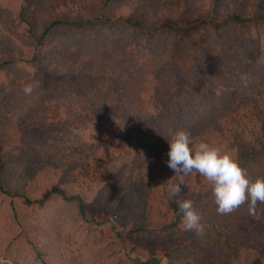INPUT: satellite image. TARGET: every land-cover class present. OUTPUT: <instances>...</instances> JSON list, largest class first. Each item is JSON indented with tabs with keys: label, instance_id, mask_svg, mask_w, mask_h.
Returning <instances> with one entry per match:
<instances>
[{
	"label": "trees",
	"instance_id": "obj_1",
	"mask_svg": "<svg viewBox=\"0 0 264 264\" xmlns=\"http://www.w3.org/2000/svg\"><path fill=\"white\" fill-rule=\"evenodd\" d=\"M40 1L17 0L14 6L15 20L35 43L4 59L8 71L25 82L13 89L3 86L0 123H10L12 116L26 134L47 123L45 113H68L70 118L60 128L66 138L57 130L60 124L48 135L32 131L39 139L16 157L0 131V264H70L76 256L86 264L82 252L73 254L80 250L75 236L100 244L98 264H132L120 255L122 232L117 228L108 238L105 229L93 226L89 205H100L115 225L124 227L123 234L162 239L170 264L209 261L187 249L183 238L190 234L197 250L211 247L224 264H264V211L257 220L260 227L244 229L251 217L248 203L233 215L218 214L210 185L196 173L184 178L178 197L170 198L169 186L178 177L167 165V139L185 130L193 146L203 141L228 150L249 178L264 177V0H208L198 14L188 11L200 7V1L183 0L185 10L156 15L152 11L159 10L162 0H102L95 13L52 19L36 36L29 16ZM144 4L141 11L134 9ZM65 35L70 37L65 40ZM74 43L88 51L90 61L57 69L62 46L79 57ZM18 61L37 68L34 78ZM26 83L34 84L31 96L22 91ZM35 106L40 109L33 110ZM17 107L27 113L17 114ZM102 144L105 154L98 148ZM113 145L125 161L119 173L133 172L136 183L120 181L115 188L98 177L116 166L109 154ZM70 148L72 157L63 161ZM103 155L108 156L105 163ZM11 161L16 164L8 167ZM36 166L52 170L44 187L32 191L25 173ZM4 167L14 169L20 181L9 185ZM84 173L93 177L90 188L82 186ZM128 186L142 191L138 218L129 216L130 207L118 210L120 204L109 201L115 189L123 201ZM177 199H190L198 214L203 209L210 215L207 222L201 219L203 235L182 229ZM154 206L156 212L145 219V209ZM141 217L148 222L141 223Z\"/></svg>",
	"mask_w": 264,
	"mask_h": 264
},
{
	"label": "rangeland",
	"instance_id": "obj_2",
	"mask_svg": "<svg viewBox=\"0 0 264 264\" xmlns=\"http://www.w3.org/2000/svg\"><path fill=\"white\" fill-rule=\"evenodd\" d=\"M17 0H0V50H3V53L0 54V91H3V86H5L7 89H13L15 86H22L25 82V79L18 78L13 74V72L8 71V67L4 65V59L9 60L10 53H15V51H18L17 48L23 49L24 51H29L34 43L35 40L32 37L27 36V32L22 27L21 23L19 24L15 19V13L14 6L16 4ZM102 0H41L42 4L37 7L33 8L30 12L29 20L31 22V26L34 30L33 34L35 33L36 36L40 35L41 28L49 22L52 19L55 18H74L77 15H82L88 13H95L97 7L101 3ZM200 1V7L193 8L190 11H188L189 14L194 13L198 14L200 12H203L207 9L208 6V0H196ZM255 0H250L251 3H253ZM159 6V10L152 11L153 15H156V13H164L165 11H169L170 13H179L183 10L185 3L183 0H162ZM147 4L141 5L137 9L138 11H141L143 7H145ZM148 9V8H147ZM148 11V10H147ZM146 11V12H147ZM85 14V15H86ZM94 36L97 37L96 34ZM70 35H65V40L69 38ZM62 38H64V35L62 33ZM62 45V44H61ZM16 48V49H14ZM79 54V57H75L73 54H70L68 52V46L65 45L59 48L60 55L57 56L55 61H58L56 64L57 69H61L65 63H76L77 61H90L89 56L86 58V54H88V51L84 50L83 48L78 47V45L75 46L73 49ZM21 53H25L20 50ZM107 54V53H106ZM18 57H22L26 54H17ZM108 55V54H107ZM17 65L23 69L26 73L29 74L32 78H34V74L37 73V68L31 63V62H25V61H18ZM30 78V77H29ZM18 111L17 114L22 115L26 114V109L17 107ZM40 107L35 106L33 110H38ZM44 120L47 122L41 126H36L38 130L30 129L29 131L24 134L23 130H20L17 126V124L13 123L14 119L12 116H10V123H7L5 125L0 123V131L2 132L4 138L11 144V156H21L23 151H27L32 148L33 143L37 141L39 138L34 137L32 135V131L35 132L37 135H41V133L48 135L51 133V130L56 128L59 124V128L57 129L61 135L62 131L60 130L62 124L66 120V118H70V114L68 113H61L57 114L54 111L48 112L43 115ZM65 137V135H62ZM66 138V137H65ZM74 139L72 138V141ZM71 141V142H72ZM71 144V143H70ZM101 152H104L105 154V148L102 145H99ZM73 154V148L70 150L65 151V156L63 157V161H69ZM109 154L111 155L112 159V165H116L114 169H112L110 172H108L107 168L100 172L98 177L101 178L103 185L107 184L108 182H112V186L115 187V184L117 182L120 183L124 181H132L136 183L138 180L134 179L133 172H129L127 174H124V177L121 176L123 173L118 171V167L121 164H124L125 161L121 160V149L117 147V145H113L109 149ZM104 156V158H103ZM102 160L103 163H105L108 160L107 155H103ZM69 157V158H68ZM114 157L116 159H114ZM94 164H97L98 162L92 161ZM16 164L15 161L8 162V167ZM17 164L22 165L25 164L24 161H20ZM6 171L5 177L6 181L9 185H14L17 183V181H20V176L18 173L13 171L14 169L7 170L5 167L3 168ZM26 169V168H25ZM52 169L43 170L40 168V166H36L28 171V173H25V176L28 179V187L33 190H38L39 188L44 187L47 178L49 177L50 171ZM84 173V176H81L83 185L86 187H91L93 184V177H87ZM140 177V176H139ZM138 177V178H139ZM186 178V176L184 177ZM163 181V180H162ZM161 181V183H162ZM81 186V187H82ZM109 186V185H108ZM107 186V187H108ZM157 186V192L158 194L161 193L160 183L156 182ZM116 188V187H115ZM140 189H142V186H139ZM134 191V189L131 186L126 187L125 193L128 197H124L123 201L122 195L117 192V190H113L109 194V201L113 202L114 204H120V208L118 210L126 209V207H130L129 210H132V212H129V216L132 218H138L139 213L138 210H143V204L140 202V197L142 195V191L139 190ZM152 209V210H151ZM151 209L146 208L145 209V219H150V212L151 214H154L156 212V206L151 207ZM258 214L264 211V207L257 209ZM88 214L89 218L91 219V223L95 227H102L105 229V234L108 236V238L113 237V235L117 234V228L122 232V236H119V239L117 240L119 247H121V257L123 260L127 261L129 260L132 264H170V259L167 255L166 248L164 244L162 243V239L160 238H146L138 234H123L124 227L120 224L117 226L115 225L116 220H114V217L105 215V211H103V208L100 205H89L88 207ZM235 214V213H234ZM199 215L201 216V219H205L207 222L210 219V215H207L203 209L199 210ZM233 215V214H230ZM144 218H139V221L141 223H147L148 221ZM234 219V218H233ZM114 220V221H113ZM101 222L100 225L97 224ZM245 228H252V230H256L258 227H260V224H258V221L250 217V219L245 222ZM115 227V228H114ZM114 233V234H113ZM113 234V235H112ZM72 240L80 247L78 251L74 252L73 254L77 255L82 252L83 256H85V263L86 264H98L96 261V252L100 247L99 245L94 244V239L85 240L83 237L75 236L72 238ZM184 244L187 247V249L190 251V253L194 256L197 255L198 258L202 259L205 258L209 260L208 262H205L206 264H224V261L217 257L216 253L212 250L211 247H208L204 244L206 247L205 250H197L195 247L198 244L197 239L193 236V234L187 235L183 238ZM77 258H72L70 264H75V261H79V256H76ZM210 257H213L212 259ZM213 261V262H212ZM80 262V261H79ZM80 264H83L80 262Z\"/></svg>",
	"mask_w": 264,
	"mask_h": 264
},
{
	"label": "clouds",
	"instance_id": "obj_3",
	"mask_svg": "<svg viewBox=\"0 0 264 264\" xmlns=\"http://www.w3.org/2000/svg\"><path fill=\"white\" fill-rule=\"evenodd\" d=\"M22 91L31 96L34 84L26 83ZM167 140V165L178 177V183L169 186L170 198L179 196L185 176L196 173L210 185L218 214L228 215L248 203L249 215L255 220L260 219L257 204H264V177L249 178L238 157L228 150L203 141L193 146L192 137L185 130L175 131ZM176 202L182 213V229L203 235L204 225L194 202L190 199H177Z\"/></svg>",
	"mask_w": 264,
	"mask_h": 264
}]
</instances>
